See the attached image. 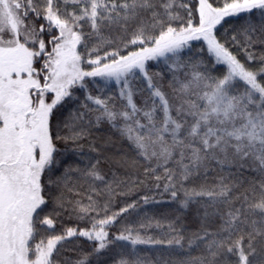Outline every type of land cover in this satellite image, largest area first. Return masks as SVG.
<instances>
[{
	"label": "snow or ice",
	"instance_id": "snow-or-ice-1",
	"mask_svg": "<svg viewBox=\"0 0 264 264\" xmlns=\"http://www.w3.org/2000/svg\"><path fill=\"white\" fill-rule=\"evenodd\" d=\"M103 124L135 160L100 155ZM140 160L135 181L100 167ZM139 183L144 205L153 188L194 205L198 227L116 207ZM109 253L264 264V0H0V264Z\"/></svg>",
	"mask_w": 264,
	"mask_h": 264
},
{
	"label": "trees",
	"instance_id": "trees-1",
	"mask_svg": "<svg viewBox=\"0 0 264 264\" xmlns=\"http://www.w3.org/2000/svg\"><path fill=\"white\" fill-rule=\"evenodd\" d=\"M228 21L229 22L225 25V27L229 30L233 28H239L240 24L242 23V21L237 18H228ZM94 135L96 137V145L98 148H100V146L104 144L107 138L110 137L112 140V143L110 145H107L101 149L100 155L102 157L107 156L112 158H118V157L126 156L130 160L136 159V154L129 146L128 142L126 140H122L119 137V135L115 133L107 124H103L99 129L94 130ZM87 147H88L87 143H85V150H87ZM93 155L96 154L93 153ZM138 164L139 167L122 168L112 163L102 161L100 167L103 169L104 173H106L108 176H110L112 172H116V174L123 179H130L131 181H135L137 179V176L143 179V167H144L143 161L142 160L138 161ZM126 173L130 175L126 176ZM149 188H152L151 184H149L147 187L145 186L144 183L134 184L133 190L127 196L116 197V207H119L126 202L137 201L139 202L140 217L152 216L155 217L156 219H161V218L171 219L174 217H180L184 221L187 228L194 231L198 227L197 217L195 214L196 210L194 205L190 206V208L187 211H183L179 208V206L176 203L169 202V198L166 194L163 196L157 194L154 188L152 190L151 195L156 196L157 202L144 205L140 198L146 193H148ZM135 218H136V214H133V216L129 217L130 220H133ZM156 232L157 230L153 228V229H149L148 234L153 235L156 234ZM83 246L85 249L88 248V245L86 243H84ZM141 251L149 256H153V255L159 256L162 252L167 253L172 250L166 248H159V247L141 246ZM177 253H179L180 255H184V253L180 252V250H177ZM196 254H197V250L193 249L192 255H196ZM71 255L74 256L75 254L72 253ZM111 255L112 254L109 253L108 255L101 257L103 264H113Z\"/></svg>",
	"mask_w": 264,
	"mask_h": 264
}]
</instances>
